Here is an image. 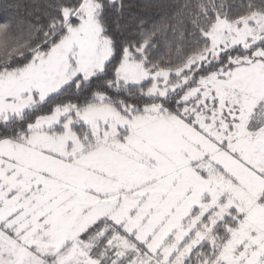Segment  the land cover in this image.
I'll return each instance as SVG.
<instances>
[{
    "label": "snow or ice",
    "instance_id": "obj_1",
    "mask_svg": "<svg viewBox=\"0 0 264 264\" xmlns=\"http://www.w3.org/2000/svg\"><path fill=\"white\" fill-rule=\"evenodd\" d=\"M0 264H264V0H0Z\"/></svg>",
    "mask_w": 264,
    "mask_h": 264
},
{
    "label": "trees",
    "instance_id": "obj_2",
    "mask_svg": "<svg viewBox=\"0 0 264 264\" xmlns=\"http://www.w3.org/2000/svg\"><path fill=\"white\" fill-rule=\"evenodd\" d=\"M134 2H137L138 3V2H140V0H134Z\"/></svg>",
    "mask_w": 264,
    "mask_h": 264
}]
</instances>
